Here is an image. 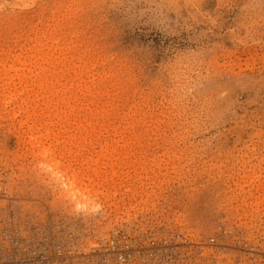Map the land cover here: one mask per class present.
Here are the masks:
<instances>
[{
  "label": "rangeland",
  "instance_id": "obj_1",
  "mask_svg": "<svg viewBox=\"0 0 264 264\" xmlns=\"http://www.w3.org/2000/svg\"><path fill=\"white\" fill-rule=\"evenodd\" d=\"M0 229L264 264V0H0Z\"/></svg>",
  "mask_w": 264,
  "mask_h": 264
},
{
  "label": "built area",
  "instance_id": "obj_2",
  "mask_svg": "<svg viewBox=\"0 0 264 264\" xmlns=\"http://www.w3.org/2000/svg\"><path fill=\"white\" fill-rule=\"evenodd\" d=\"M4 231L0 229V264H70V254L67 253L68 242L62 238L61 243H52L50 237L41 252L33 250L25 240L15 237L3 238ZM25 250V254L23 252ZM105 256L114 255L118 264H128L134 255L133 243L124 235L112 238L102 248Z\"/></svg>",
  "mask_w": 264,
  "mask_h": 264
},
{
  "label": "clouds",
  "instance_id": "obj_3",
  "mask_svg": "<svg viewBox=\"0 0 264 264\" xmlns=\"http://www.w3.org/2000/svg\"><path fill=\"white\" fill-rule=\"evenodd\" d=\"M33 6H35V0H33Z\"/></svg>",
  "mask_w": 264,
  "mask_h": 264
},
{
  "label": "bare ground",
  "instance_id": "obj_4",
  "mask_svg": "<svg viewBox=\"0 0 264 264\" xmlns=\"http://www.w3.org/2000/svg\"><path fill=\"white\" fill-rule=\"evenodd\" d=\"M5 86L8 87V84H5L4 87H5ZM71 183H72V182H71Z\"/></svg>",
  "mask_w": 264,
  "mask_h": 264
}]
</instances>
